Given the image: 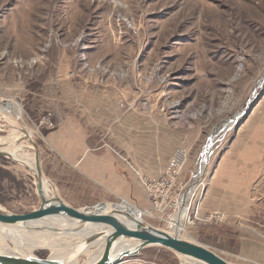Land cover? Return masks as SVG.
I'll return each instance as SVG.
<instances>
[{
    "label": "rangeland",
    "instance_id": "rangeland-1",
    "mask_svg": "<svg viewBox=\"0 0 264 264\" xmlns=\"http://www.w3.org/2000/svg\"><path fill=\"white\" fill-rule=\"evenodd\" d=\"M0 99L22 116L6 117L0 104V141L29 135L49 189L67 205L103 204L108 213L127 203L166 230L142 179L158 178L185 144L194 174L184 178L187 164L181 182L203 184V201L223 140L264 129V0H0ZM239 114L202 175L212 130ZM39 204L30 172L0 157V206L22 215ZM200 217H189L181 235L244 264L226 251L236 248L235 237L222 235L226 219ZM122 264L194 263L152 247Z\"/></svg>",
    "mask_w": 264,
    "mask_h": 264
},
{
    "label": "crops",
    "instance_id": "crops-1",
    "mask_svg": "<svg viewBox=\"0 0 264 264\" xmlns=\"http://www.w3.org/2000/svg\"><path fill=\"white\" fill-rule=\"evenodd\" d=\"M226 131L223 129L221 135ZM224 140L220 157L208 166L200 214H224L222 235L235 237L236 242L233 251H226L244 264H264V239L256 234L264 231V129H236L229 142ZM193 168L191 154L184 178L188 173L193 177ZM179 222L184 232L186 223L182 218Z\"/></svg>",
    "mask_w": 264,
    "mask_h": 264
},
{
    "label": "water",
    "instance_id": "water-1",
    "mask_svg": "<svg viewBox=\"0 0 264 264\" xmlns=\"http://www.w3.org/2000/svg\"><path fill=\"white\" fill-rule=\"evenodd\" d=\"M262 82L259 86L263 84ZM256 97L257 94L254 95L250 105ZM245 113L246 111L243 112V114ZM241 116L242 114L236 115L235 117H233V119H229L224 124H221L213 129L205 148V154L203 158L205 166H207L206 161L209 160L207 159V157L209 149L214 142V138L219 136L224 128L231 127ZM28 144L30 145L31 143L28 142ZM25 155L29 159V163L34 166L35 173L32 172L31 168H29V170L32 174V178L34 179L41 204H39V206L35 210L22 215L12 214L0 206V226L11 228L19 225L22 222L36 220V218L43 217L48 213L51 214L53 212H63L73 220L79 221L82 224L93 226L92 229L95 232L84 238L81 242L84 250L88 251L89 249L96 247L95 245L100 240H102L103 238L106 239V250L104 252L107 253V255H104L105 258L102 259L100 263L95 262V264H122L125 259L138 256L142 250L152 247H161L167 249L180 256L181 258L183 257V259H185L186 261L194 264H232L218 255L216 252L211 250V248H208L191 240H185L181 238L178 233H167L166 230L155 228L147 224L145 221H142L141 219H134L128 222L124 219L121 220L122 214L101 215L98 213H92L91 210L96 211V208L99 209L103 204H97L95 206L77 210L70 207L65 202H51L47 200L43 189L44 174L39 155L37 152H33L30 150L27 151ZM0 157L12 161V156L8 153L0 151ZM195 183L194 185L196 186ZM82 229L83 227L77 230L76 233ZM74 233L75 232H71V234ZM120 239H127L133 242V245L131 247H125L118 253L112 255L110 249L112 248V245ZM18 248L19 249L14 256L0 255V264H66L69 258H71L75 254L72 252L77 249V246L67 250L66 256H68L65 260L50 258L42 259L38 256L24 257L20 254H26V251L19 245Z\"/></svg>",
    "mask_w": 264,
    "mask_h": 264
},
{
    "label": "bare ground",
    "instance_id": "bare-ground-1",
    "mask_svg": "<svg viewBox=\"0 0 264 264\" xmlns=\"http://www.w3.org/2000/svg\"><path fill=\"white\" fill-rule=\"evenodd\" d=\"M3 103L5 104L4 112L6 114V117L11 118L12 116H14L18 120H21L22 118L21 110L16 104L11 102L6 103L4 102V100L2 101V99H0V104ZM19 135L20 137L17 135V138L20 139L18 143H16L12 138L4 141H0V151L10 154L12 156V161H11L12 163L27 169L29 172H30L29 168H31L32 172L35 173L34 166L29 163L30 161L25 155V153H27L26 152L27 150L36 152L34 143L32 139H30L31 137L29 135H27V137L23 135V133H20ZM217 137L214 138V142L217 139ZM25 140L31 143L30 145L33 147V149L32 148L28 149L27 147L24 146L23 141ZM214 142L211 148L209 149L207 159H209V155L214 145ZM14 143H16V145ZM17 145L20 146L17 147ZM206 163L208 164V161H206ZM204 168H205L204 171H202L201 173L202 175H204L207 166H205ZM46 181L47 180L44 176L43 189L46 195V199L51 202H57V201L64 202L58 194L56 193L54 194V192L49 189L48 185H52V184ZM199 185L194 186V184L189 182V185L185 192V200H189L192 197V195L198 189ZM197 200L198 202H201L202 196H200V198L198 197ZM96 209H97L96 211L91 210L93 214H97V213L101 215L122 214L121 220L124 219L130 222L131 220L134 219L135 220L141 219L142 221H144L142 218V214L144 212L127 203H125V205L122 207H117L115 211L112 210L108 213H105L102 207ZM187 213L188 211L184 210V212L180 217L174 219L173 222H169V226H171V229L167 230L166 228V232L170 234L178 233L181 238L185 239L181 235L182 233H180L182 231V226L177 224L180 223L179 220L184 215L186 218L185 223L188 221L189 217L188 215L186 216ZM163 221L166 222L165 219H163ZM193 222L195 223V220H193ZM81 227H83V229L76 233V231L79 230ZM92 227L93 226L91 225L82 224L79 221L73 220L63 212H53L51 214L48 213L43 217L36 218V220H32L29 222H22L19 225L11 228L0 226V255H6V256L16 255V252L19 249L18 248L19 245L23 247V249L26 251V254L25 253H23L24 255L20 254L21 256L24 257L25 256L37 257L35 255L36 250L48 249L51 250L52 252V256L50 259L65 260L67 259L66 257L68 256V255L66 256L67 250L77 246V249H75V251L72 252L75 254L71 258H69V260L66 262V264H70V262L72 263V261L80 253L86 252L84 250V247L81 245V242L83 241L84 238L88 237L93 232H95L93 231ZM71 232H75V233L71 234ZM132 243L133 242L127 239H122V240L120 239L117 242H115V244L112 245L110 251L112 255L116 254L125 247H129V246L131 247L133 245ZM95 246L96 247H94L92 253L90 255L88 254L89 257L82 264H95V262L100 263L102 259L105 258V256L107 255V253L104 252L106 250V239L103 238ZM183 260L186 261L185 259Z\"/></svg>",
    "mask_w": 264,
    "mask_h": 264
},
{
    "label": "built area",
    "instance_id": "built-area-1",
    "mask_svg": "<svg viewBox=\"0 0 264 264\" xmlns=\"http://www.w3.org/2000/svg\"><path fill=\"white\" fill-rule=\"evenodd\" d=\"M190 152L189 147L183 144L176 150L158 178L142 179V183L153 202V210L160 214V219L167 230L171 229L169 222L180 217L184 210L188 211V217H191V212L195 211L194 218L191 217L192 220H199L197 217H200L197 198L202 196L200 190L203 184L199 185L189 200H185V192L189 183L181 182V176L190 160ZM200 218L204 219L200 220L201 223H223L226 219L225 215L216 212Z\"/></svg>",
    "mask_w": 264,
    "mask_h": 264
}]
</instances>
